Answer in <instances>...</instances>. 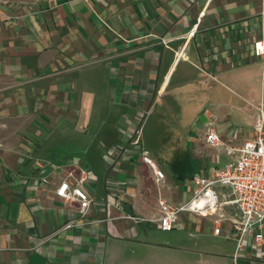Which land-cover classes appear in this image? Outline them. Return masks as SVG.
I'll return each instance as SVG.
<instances>
[{
  "label": "crops",
  "instance_id": "crops-1",
  "mask_svg": "<svg viewBox=\"0 0 264 264\" xmlns=\"http://www.w3.org/2000/svg\"><path fill=\"white\" fill-rule=\"evenodd\" d=\"M258 39L264 0H0V264H233L229 220L216 234L218 214L180 212L161 230L157 200L187 202L251 136ZM81 175L84 215L55 192ZM237 264L264 248L245 237Z\"/></svg>",
  "mask_w": 264,
  "mask_h": 264
},
{
  "label": "built area",
  "instance_id": "built-area-1",
  "mask_svg": "<svg viewBox=\"0 0 264 264\" xmlns=\"http://www.w3.org/2000/svg\"><path fill=\"white\" fill-rule=\"evenodd\" d=\"M195 27L189 34H193ZM253 54L262 57L264 44L261 39L254 41ZM254 119L253 131L239 147L229 148V153L236 152L234 161L226 164L222 169H216L212 176H196L192 180L191 198L181 205H174L163 197L158 196L157 226L161 230H171L176 226L180 212H192L202 217L218 214L215 219L214 233H219L221 223L229 220L236 233V248L232 256L233 264H237L238 253L245 237L250 236L257 247L264 248V107L259 105ZM203 142L207 147L219 146L220 138L215 128L205 126ZM142 162L148 165L153 174L155 184L163 182L164 172L146 153L141 154ZM86 176L81 175L74 183L62 180L56 188V195L64 200H75L78 212L86 213L92 197L83 188ZM218 187H226L231 197L221 200ZM230 206L231 214L227 216L224 208ZM67 225V227H69Z\"/></svg>",
  "mask_w": 264,
  "mask_h": 264
}]
</instances>
